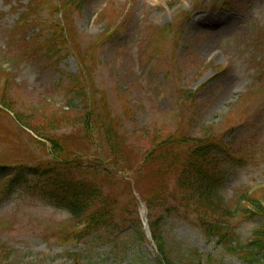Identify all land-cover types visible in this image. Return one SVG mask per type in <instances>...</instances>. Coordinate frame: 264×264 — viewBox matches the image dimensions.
I'll return each instance as SVG.
<instances>
[{
  "label": "rangeland",
  "instance_id": "obj_1",
  "mask_svg": "<svg viewBox=\"0 0 264 264\" xmlns=\"http://www.w3.org/2000/svg\"><path fill=\"white\" fill-rule=\"evenodd\" d=\"M212 2L203 0V8L194 11V0H84L82 12L75 14L74 23L82 49L87 47L89 40L104 33V24L98 15L110 3L120 15L127 16V23L119 35L112 36L98 50L96 91L107 95L117 113L122 103H128L131 112L124 120L123 128L130 133V139L135 136V129L141 127L153 125L163 132L169 130L166 127L176 114L175 88L179 85L196 93L193 123L184 126V131L193 135L221 123L239 97L251 88L255 65L258 60H264V0H232L229 8L207 10ZM26 5L27 0H0V67L11 74L15 83L9 89L10 96L18 102L15 107L26 115L36 111L38 117L49 105L59 107L66 103L56 83L64 78V74L77 75L79 65L73 56L64 58L57 69L37 61V58L19 63L9 56L21 54L20 37L15 35L14 43L11 37ZM179 11L191 15L181 26L183 34L177 66L187 70L181 81L177 79V69L166 79L165 71L156 69L146 56L140 58L148 46L142 47L150 29L170 24ZM35 35L36 29L32 27L26 32L25 40ZM214 67L224 70L219 73ZM11 118L14 121L4 119L3 123L5 121L12 134L0 128V158L9 159L11 163L29 161L32 154L27 152L26 144L31 149L37 147L22 132L16 131L21 123L13 115ZM239 138V143L249 138L253 151L244 164L224 162L221 165L219 193L228 205H234L242 193L264 185V113L257 124L239 130L236 139ZM139 144L145 147V141ZM39 156H42L40 151ZM123 175L126 173H119L116 178ZM5 177L6 174L0 173V186L6 182ZM136 197L140 199L139 195ZM143 207L139 205L138 213L145 210L150 219L149 211ZM134 217L132 214L131 221ZM68 220L64 211L31 196L23 186L13 184L8 195L0 200V241L18 258L13 264H73V257L65 259L66 254L79 255L80 264H118L125 260L124 254L112 252L108 241L79 245L59 243L55 238L56 231L66 226ZM261 224V219L249 220L240 226L238 232L247 241ZM114 226L121 227L118 222ZM160 229L173 253L188 246L215 258L222 257L214 243L208 244L193 224L177 216L161 221ZM138 230L129 226L128 236L119 243V251L127 253L134 249V252L154 258L153 243L141 228L145 239L140 240ZM9 262L10 259L0 260V264ZM223 262L241 264L233 255H224Z\"/></svg>",
  "mask_w": 264,
  "mask_h": 264
},
{
  "label": "trees",
  "instance_id": "obj_2",
  "mask_svg": "<svg viewBox=\"0 0 264 264\" xmlns=\"http://www.w3.org/2000/svg\"><path fill=\"white\" fill-rule=\"evenodd\" d=\"M50 0H31L32 6L38 8L39 5L46 6ZM64 4L62 9L70 10L72 8L71 0H63ZM73 1V0H72ZM50 10L54 14L57 8L52 5L49 6ZM32 9V10H33ZM56 31L61 32L58 26L55 28ZM63 41L62 35L49 44V50H56L57 45ZM53 54V53H52ZM80 83L76 81L73 85L74 91L77 95L83 96V90L79 87ZM1 100L7 103V106L11 109L12 104L7 101L4 97ZM52 114L44 113L38 120H31L30 118H24L26 120V126L32 128L35 132L38 130L37 127L43 125L54 128L56 124H64L76 122L78 119L76 115L72 113H62V116L51 112ZM47 114V115H46ZM228 126L232 124V120H229ZM166 132L154 130L152 135L154 142L158 145L159 150L156 154H151L149 159L139 166L132 169V178L135 180H144L147 177L153 179L155 183L154 190L148 192V195H144V198L149 206L156 204L161 205L166 213H170L172 210V202L169 198H172L169 192V184L176 182L177 193L182 195V199L178 201L183 202L185 206H189L193 209V212L197 216V226L200 228L207 240L216 239L218 245L227 252L232 254L242 264H264V256L259 257L258 253L264 249V229L259 230L256 233V238L250 246L235 245L233 240V233L228 227V217L219 212L224 211L221 207V203L215 198V191L217 185L216 174V163L214 160L207 162V154L205 153V146L197 155L188 154L183 157L177 150L176 147L180 143H176L171 140V137H164ZM221 141L224 137L220 138ZM52 144V155L57 157V154L62 152L61 146L57 145L53 141ZM106 146L109 151V156L113 160V166L115 168L122 169L119 160V155H123L122 149L124 150L123 140L114 135H109L106 139ZM153 152V151H152ZM154 153V152H153ZM114 155V156H113ZM110 158V157H109ZM97 159L102 161V156L97 155ZM101 161H95V165L90 166V170L94 174H99L97 167H103ZM158 163L160 168L152 171L149 164ZM57 172V169H52L50 172ZM176 171H180L178 177L175 175ZM38 173V170H35ZM102 180L106 178H98L92 175L84 178L83 182L80 180H72L66 184L54 182L53 179L50 181L49 186L53 189V192L49 193V196L54 198L56 205L67 209L70 214L76 218L77 222H84V232L88 230L96 229L97 227L104 225L107 217L111 215L110 201L104 197V194L99 188ZM61 186L60 191H57V186ZM246 200L250 203V209L253 210L254 214L264 216V191L260 195L255 194L252 199ZM187 206V207H188ZM186 207V208H187ZM113 212V211H112ZM243 213L248 214L247 211ZM231 217V214H230ZM152 238L156 243L158 252L165 264H224L212 257H207L204 263L201 262V257L195 250H188L180 255H174L169 249L167 244L161 238L159 223L155 221L151 226ZM264 251V250H263ZM136 264H161L160 260L153 262L144 258H136Z\"/></svg>",
  "mask_w": 264,
  "mask_h": 264
}]
</instances>
